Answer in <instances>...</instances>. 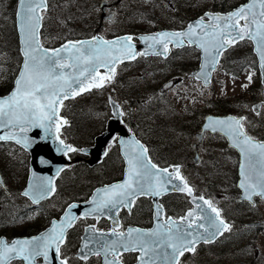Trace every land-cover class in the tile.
I'll list each match as a JSON object with an SVG mask.
<instances>
[{"label":"snow or ice","instance_id":"obj_1","mask_svg":"<svg viewBox=\"0 0 264 264\" xmlns=\"http://www.w3.org/2000/svg\"><path fill=\"white\" fill-rule=\"evenodd\" d=\"M47 2L18 0L16 16L22 36L23 62L14 81V90L7 97L0 98V130H8L0 135V141H14L27 149L31 144L27 133L36 127L42 128L45 133H52L55 129L59 139L61 126L67 124V120L59 116L65 99L111 82L115 78L116 66L125 60H134L138 55H165L170 43L182 47L187 42L203 50L202 70L195 78L204 77L207 84L211 74L207 71L209 66L211 71H215L227 48L247 38L255 45L259 67L264 74V0H249L227 14L205 12L194 23L188 24L185 31H163L141 36L139 39L147 47L139 52L132 43L131 35L114 40L96 35L88 40H68L59 48H45L39 38V30L44 19L42 13L47 11ZM100 68H104L106 74L101 75ZM252 75L254 73L247 77L249 82ZM112 103L117 109L116 115L123 117L124 113L114 101ZM252 111L259 115V108ZM246 119L209 117L205 129L224 133L232 146L239 149L243 162L238 186L243 199L255 207L254 198L264 201V142L247 133ZM120 143L127 149V178L122 183L98 189L91 201L94 207L85 215H103L105 210L118 215L121 207L130 210L139 196L158 197L166 193L169 186L173 191L186 193L195 207L178 219L168 217L164 220L162 205L158 204L155 218L159 222L153 230L129 228L120 231L119 222L115 220L111 231L99 236L97 229L90 228L80 249L79 258L82 261H87L89 256H97L103 258V264H123L121 257L124 253L137 252L138 264H180V258L185 253L195 255L201 242L210 244L218 236L231 232L232 226L222 218L221 210L211 200L194 194L193 188L181 175L179 166H172V171L159 168L148 158V149L139 141L121 140ZM59 144L64 154L78 151L62 139ZM174 181H179V184ZM0 186H3L2 179ZM53 192L55 187L51 178L37 177L33 173L27 190L21 195L38 203ZM75 207V204L70 205L63 219L59 223L53 221L51 229L39 236L11 242L0 238V264H12L17 258L25 264H36L37 258L41 257L45 264H51L53 259L58 264H69L67 258H62L61 247L67 229L77 219L71 211ZM209 210L214 215H209Z\"/></svg>","mask_w":264,"mask_h":264},{"label":"rangeland","instance_id":"obj_2","mask_svg":"<svg viewBox=\"0 0 264 264\" xmlns=\"http://www.w3.org/2000/svg\"><path fill=\"white\" fill-rule=\"evenodd\" d=\"M99 1L53 0L46 13V43L55 45L61 40V37L72 33V31H77L75 34L81 33L78 29L82 27L96 29L101 13ZM109 1L114 3L112 9L115 12V18L103 22L100 26V28L103 27L105 34L115 35L121 31H139L155 24L171 23L170 20L165 19H162L161 22H151L156 19L150 20L146 17L149 13L162 12L164 8L162 3H153L150 0H122L120 3H116L117 0ZM184 1L188 6L183 8L182 23L186 22L184 17H189L195 9L201 6L210 5L215 1L218 3L225 1V6L228 7L237 0ZM15 4L16 0H0V43L10 49L13 45L10 43L12 36L7 33L9 41L7 40L6 43L3 30L12 23L8 12ZM175 23L176 21H172V26ZM248 44L242 42L225 55V57L228 56L227 62L242 64L234 67L238 73L237 77L228 74L222 66L215 74L212 87L204 88L200 83L186 79L184 83L175 88L176 90L158 97L157 86L162 85L173 72L170 68L161 67L164 69L163 72L156 71L157 75H140L138 80L132 79L131 83H128L129 78L120 76L121 81L125 84L118 85L116 83L106 91H95L71 102L67 107L71 119L75 120V133L74 136H71L66 131L65 139L74 141L80 146H88V139L102 130L104 117L100 113L101 111L103 114L108 113L106 95L109 92L113 93L125 110L129 111L127 112L129 118L134 120L137 127L139 125L141 129L145 130L147 140H151L155 157L166 162L181 161L185 165L184 173L189 181L201 193L210 196L215 204L221 207L224 215L233 222L232 230L217 245L219 250L203 249L198 252L197 257L193 259L195 264H264V228L258 230L257 233L241 234L244 227L242 225L251 221V216L260 220L264 219V202H257L255 207L238 202L239 190L236 186L238 163L232 155L226 152V144L216 137L205 136L197 147L200 155L199 165H194L192 162L196 149L192 145L197 142L193 131L202 116L204 117L207 113L231 112L247 115L249 132L255 136H264V110L259 116L254 115L251 110V105L260 100L262 96L257 86L258 72L252 67L247 68L252 58L250 55L252 49ZM191 55L192 53L189 52L185 56L187 63L183 69L187 72L192 70L197 61L193 58L190 62ZM6 60V56L0 55V68L3 69L0 72V90L5 89L8 84V76L13 72V70L9 72L4 65L3 61ZM146 63L147 61H140L133 67H126L124 72L141 73L142 70H145ZM156 66L159 67V65ZM251 73L254 75L249 82L247 77ZM153 89L154 91H152ZM147 93L149 94L143 96ZM151 93H154V97L147 102ZM131 96H134L135 103L131 102ZM144 105L146 108L141 110ZM199 114L202 115L201 118ZM137 115L141 118H138ZM115 155H112L114 157L108 164L106 162V165L96 166L91 174L86 175L87 171L78 173V170L72 169L69 174L62 175L58 180V195L51 202L45 203L44 207L40 208V213L32 216L24 215L27 213L28 203L23 196L19 197L18 194V190L20 187L23 188L25 182L28 154L18 150L12 144H0V168L4 171L7 183L14 192V195L9 199L1 198L9 212L4 221H2L4 217L0 219V233L5 232L11 235L25 233L28 231L27 229L29 231L36 230L42 225L44 226L46 219L48 220L50 216L58 215L61 207L66 206L70 200L86 198L94 183L99 181L102 183L107 178L118 175L117 173L121 171L118 167L120 163L115 160ZM75 178H77L76 182H74ZM170 201L177 206L175 200L170 199ZM30 212H34V210H30ZM74 243L75 241L71 239L69 246L65 248L70 257L73 256L70 248Z\"/></svg>","mask_w":264,"mask_h":264},{"label":"water","instance_id":"obj_3","mask_svg":"<svg viewBox=\"0 0 264 264\" xmlns=\"http://www.w3.org/2000/svg\"><path fill=\"white\" fill-rule=\"evenodd\" d=\"M104 2H103V4H104ZM218 14H221V13H218ZM225 14H227V13H225ZM17 28H18V34H19L20 46H21V54H22V48H23V45L21 42L22 36H21V33L19 32L18 19H17ZM39 32H40V30H39ZM143 36H145V35H143ZM134 46H135L137 52H139L140 49L144 50L147 47V45H145L142 41H140L137 44H134ZM22 57H23V55H22ZM201 57H202V60H201L200 67L196 72L193 73V75L195 77L202 70V65L204 62L203 50H202V56ZM125 61H127V60H125ZM22 62H23V60H22ZM100 69H104V68H100ZM207 71H210V73H211L210 76L208 77L207 84H205L204 77H200L199 80H202L205 85H210L211 79L213 76V71H211V66H209V69ZM263 78H264V74H263ZM263 82H264V79H263ZM14 87H15V84H14ZM14 87L6 96H3V97H7L14 90ZM3 97H0V98H3ZM69 98H71V97H69ZM112 101L113 100H111V105L113 107L114 117L108 122L107 127H106V131L103 134H101L100 136L96 137L95 145L91 148L86 149L87 153L90 155V158L89 159H83V160H85L91 166L96 164V163L101 162L102 158L104 157L105 150L108 147V145L110 144V142L112 141L110 134H116L119 132L121 134L123 140H133V138L130 136V133L128 132L127 128L123 125L121 117L116 115L117 109L113 106ZM260 106H261V104L259 103L258 105L254 106V108H260ZM59 115H60V111H59ZM209 117H212L213 119H226L228 117H236V116L227 115V116L220 117V116L208 115L206 117V122L203 126V131L206 130L205 125L208 123ZM236 118H238V117H236ZM7 131H8L7 129L0 130V135L6 134ZM218 132H220V131H218ZM220 133L225 135L222 132H220ZM27 135H28L29 139L31 140V144L27 149L31 152L32 158H31L30 176H29V180H28V185H27L25 190H27L29 183L32 180V174L33 173H35V175L37 177L51 178L54 181L56 174L62 168L66 167L68 164H70V162L64 157L65 154L60 150L62 146L59 144V139H57V134L55 132V129L53 130L52 133H45L42 128H39V127L31 128L28 131ZM227 139L229 141L230 146H232L231 140L228 137H227ZM123 149H124L123 153L125 156V152L127 150L126 146L123 145ZM236 149L239 151L238 148H236ZM126 162H127V160H126ZM242 162H243V157H242V154L240 153L238 185H239V182L241 180L240 165ZM127 168H128V164H127ZM0 179L3 180L1 172H0ZM174 183L179 184V181H174ZM3 187H5L4 180H3ZM100 189H104V188H100ZM167 192H175V191L171 190V186H169V190ZM96 193H97V191L95 192L94 196L96 195ZM240 200H244L243 199V193H241ZM75 205H76V207L72 208V210H71L72 214L74 216L79 215L85 211H88L90 208L94 207V205L91 203V201L82 202V203H78ZM108 214H109V212L106 213V215H108ZM208 214L214 215L210 212V210H209ZM62 219H63V216L59 221H56V222L59 223ZM259 224L264 225V221L260 222ZM51 227H52V225L45 232L50 230ZM45 232H43V233H45ZM43 233H41V234H43ZM41 234H39V235H41ZM39 235H37V236H39ZM32 237H35V236H32ZM32 237H23V238H19V239H30ZM219 237L220 236H218L215 240H217ZM83 244H84V241L82 243V247H83ZM36 264H39V263L36 262ZM43 264H45V263H43ZM51 264H58V262L53 259L51 261Z\"/></svg>","mask_w":264,"mask_h":264},{"label":"flooded vegetation","instance_id":"obj_4","mask_svg":"<svg viewBox=\"0 0 264 264\" xmlns=\"http://www.w3.org/2000/svg\"><path fill=\"white\" fill-rule=\"evenodd\" d=\"M177 54H180L183 52V50L176 51ZM127 124L130 126V128L136 132L139 137H141V140L143 143L148 146L149 142L146 138V132L145 130L141 129V127L134 122L131 118H124ZM144 133V134H143ZM114 146L112 148H117L119 152V147L117 143L113 144ZM150 145V144H149ZM231 152V151H230ZM110 153V152H109ZM120 154V152H119ZM109 155V154H108ZM235 157V153L232 155ZM121 159V157H120ZM199 192V191H198ZM200 193V192H199ZM196 194L197 191H196ZM170 199H173L176 201L177 206L173 205L170 201ZM184 202V203H183ZM185 203L188 205L186 206ZM189 198H187L183 194H173L168 196L167 198L163 199V205L165 209V219L168 217H174L178 218L182 216L187 209H183L185 206L186 208L191 207V204H189ZM153 216H154V208L151 198L149 197H139L135 200V203L131 207V209L122 208L119 211V219H120V231H126L129 227H142V228H150L153 225ZM251 219H256V217L251 216ZM251 223V222H250ZM86 226H93V228L98 230H109L112 227L111 221L103 218L100 221L95 220H85L81 222L79 225V230L73 232L74 237L81 238V235L83 234ZM260 227H254V226H248L246 225L245 230L241 231V234L248 233V231H254V233H257L258 230H260ZM247 230V231H246ZM203 246L199 247L198 250H201ZM198 253L195 255H185L181 261L180 264H195L193 259L197 257ZM137 254L135 253H128L124 254L122 256L123 264H132L136 262ZM100 257L93 258L91 262H99Z\"/></svg>","mask_w":264,"mask_h":264},{"label":"trees","instance_id":"obj_5","mask_svg":"<svg viewBox=\"0 0 264 264\" xmlns=\"http://www.w3.org/2000/svg\"><path fill=\"white\" fill-rule=\"evenodd\" d=\"M14 10L15 8L12 6L11 10H10V14H8L10 20L12 21V23H10L9 25H7L5 27V29L3 30V34H4V38L6 40H8L7 37V33H9L12 38L10 39V43L12 45V49L10 48H6L5 46L1 45L0 43V55H2V57H7L6 61L4 65H6V68L9 70V72H12V74L10 76H8V84L5 87V89L0 90V94L6 92L9 89L10 84L12 83L13 79H14V74L16 73V71L18 70L19 67V62L21 61V57H20V52H19V47H18V38H17V34H16V29H15V14H14ZM9 41V40H8ZM4 43V42H3ZM84 166L78 167L79 168V172L82 171ZM78 172V173H79ZM80 179V178H79ZM78 179V180H79ZM77 180V179H76ZM76 180L74 182H76ZM4 191L0 188V219H2V221H4V219L8 216V212L7 207H5L4 203L1 201V198L4 197Z\"/></svg>","mask_w":264,"mask_h":264},{"label":"bare ground","instance_id":"obj_6","mask_svg":"<svg viewBox=\"0 0 264 264\" xmlns=\"http://www.w3.org/2000/svg\"><path fill=\"white\" fill-rule=\"evenodd\" d=\"M53 1V0H52ZM74 122L75 120L73 119L68 127V133L71 135V136H74V133H75V129H74ZM77 133V132H76ZM110 137L112 139V142L113 143H119L121 140H123L122 137L118 136V135H115V134H110ZM82 171H87L86 172V175L88 174H91L92 173V170L93 168L91 167V165L89 164H86L83 168Z\"/></svg>","mask_w":264,"mask_h":264}]
</instances>
